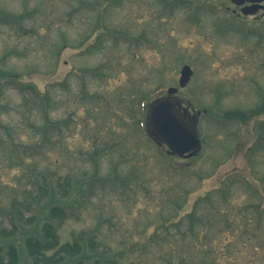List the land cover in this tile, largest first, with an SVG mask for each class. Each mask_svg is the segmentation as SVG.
I'll use <instances>...</instances> for the list:
<instances>
[{
  "label": "rangeland",
  "instance_id": "obj_1",
  "mask_svg": "<svg viewBox=\"0 0 264 264\" xmlns=\"http://www.w3.org/2000/svg\"><path fill=\"white\" fill-rule=\"evenodd\" d=\"M112 1L0 0V68L47 96L41 106L10 87L1 98L0 228L16 233L0 235V257L11 243L26 253L60 205L61 244L81 232L100 243L85 264H264V113L223 121L262 104L264 16L244 19L230 0L174 13L165 0ZM186 64L194 76L177 97L207 111L192 159L164 155L137 127ZM48 119L61 129L41 131ZM41 186L53 193L36 202ZM16 201L31 204L23 220Z\"/></svg>",
  "mask_w": 264,
  "mask_h": 264
},
{
  "label": "trees",
  "instance_id": "obj_2",
  "mask_svg": "<svg viewBox=\"0 0 264 264\" xmlns=\"http://www.w3.org/2000/svg\"><path fill=\"white\" fill-rule=\"evenodd\" d=\"M114 1V0H113ZM112 1V3H113ZM191 0H165V7H168L170 9V13H174L178 8H187V4L190 3ZM119 2V0H115V3ZM192 12L197 10V13L199 11L205 10L202 6H198L197 8H188ZM5 16V15H4ZM5 21L1 22H15L20 25L21 19L19 17L8 15V17ZM21 26V25H20ZM125 40H128V37H123ZM13 87L19 91L20 94L27 96L31 95L34 97L35 101L41 106H45V97L46 94L42 93L40 90H38L33 85L21 82L14 76L13 74L7 73V71L0 68V109H4L5 106L1 103V98L4 92L10 88ZM141 96L145 95L142 94ZM96 97V95H94ZM147 104L143 103V110L142 114H144L146 110ZM45 113H47V108L43 107ZM264 113V96L262 104L255 107V109L250 111H242V110H235L230 113H227L226 116L223 117V121H227L228 123L232 122H246L249 120H252L261 114ZM137 127L143 131L144 130V119L141 117V119L137 120ZM62 126V122H51L48 119V122L45 124L44 127H42L40 130L43 132H47L50 128L58 129L60 130ZM261 126V132L259 134V138L257 141V147H264V122L260 123ZM4 125L0 121V129L3 128ZM30 149V148H28ZM95 157V156H94ZM229 177L225 182L223 186V190H229L231 185L235 184L237 182V179L230 180ZM94 181H102L106 182L107 179H103L98 177L96 174L93 178ZM70 180L60 181L59 187L62 190V194L66 196L68 193L67 188L70 186ZM222 191V189H220ZM38 197L36 198V202H39L45 197H48L50 194L52 195L53 192H51L50 188L47 186H41L38 192ZM29 206V207H28ZM25 207L27 209H30V205H24L18 201L14 202L13 209L14 214L18 216L20 219H24V214L22 211V208ZM44 212V211H43ZM49 213V214H48ZM47 213V216L51 219L48 223H46L43 227V234H40L38 238L36 237H30L26 240V253H24L23 249H20L22 247L21 244L18 243H11L8 246L7 251V262L6 258L0 257V264H23L26 262L27 258H32L33 262L30 264H56L64 258H68L70 261H72L74 264H85V261L91 258H94L96 254L91 253V250L93 252H97L100 248V243L95 240V238L89 237L90 243L87 242L88 236L85 232H81L73 242H67L64 244H61L60 235L58 234V227H60L66 220L67 214L65 213V210L60 205H54L50 208L49 212ZM46 214V213H45ZM16 231L10 230V229H1L0 228V235L3 236H9L11 234H15ZM90 249V251H89ZM54 251L53 255H48V252ZM78 261V262H77Z\"/></svg>",
  "mask_w": 264,
  "mask_h": 264
},
{
  "label": "water",
  "instance_id": "obj_3",
  "mask_svg": "<svg viewBox=\"0 0 264 264\" xmlns=\"http://www.w3.org/2000/svg\"><path fill=\"white\" fill-rule=\"evenodd\" d=\"M236 6H244L241 12L245 16L255 15L264 10V0H230ZM249 4V5H247ZM194 72L189 65L181 70L179 84L187 87ZM179 89L171 87L167 95L151 103L147 112L146 131L159 146H167V154L192 158L202 148L198 131V120L201 113L191 114L188 107L176 97Z\"/></svg>",
  "mask_w": 264,
  "mask_h": 264
},
{
  "label": "flooded vegetation",
  "instance_id": "obj_4",
  "mask_svg": "<svg viewBox=\"0 0 264 264\" xmlns=\"http://www.w3.org/2000/svg\"><path fill=\"white\" fill-rule=\"evenodd\" d=\"M255 20H258L257 18H255Z\"/></svg>",
  "mask_w": 264,
  "mask_h": 264
}]
</instances>
